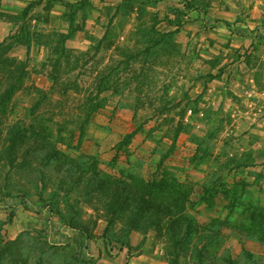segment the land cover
<instances>
[{
    "label": "rangeland",
    "instance_id": "rangeland-1",
    "mask_svg": "<svg viewBox=\"0 0 264 264\" xmlns=\"http://www.w3.org/2000/svg\"><path fill=\"white\" fill-rule=\"evenodd\" d=\"M0 15V264H264V0ZM106 28L97 59L64 43ZM30 37L54 84L9 59Z\"/></svg>",
    "mask_w": 264,
    "mask_h": 264
},
{
    "label": "crops",
    "instance_id": "crops-1",
    "mask_svg": "<svg viewBox=\"0 0 264 264\" xmlns=\"http://www.w3.org/2000/svg\"><path fill=\"white\" fill-rule=\"evenodd\" d=\"M45 2L44 1H36L34 3L31 4L30 7V15L35 12V9L37 8H45ZM3 18L2 15H0V26L2 24ZM34 21L37 22V19L34 18ZM5 23V22H4ZM7 23V22H6ZM9 25L6 33L3 36H0V48H3L5 46H7L12 40L19 38V35L17 33L14 32V25L13 23L8 24ZM107 30V28H106ZM100 43L97 42V38L94 37L92 34L87 33V32H77L75 34L70 35L69 37H67V39L65 40V45L67 48H74L75 44L77 43H81V44H86V46L93 51V59H97L98 58V47L100 49H104L107 48L108 46L111 47L110 43L108 42V30L106 31V33L103 35V37H101ZM100 44V45H99ZM20 49L23 51V61L27 64L26 67V73L27 74H31L33 75V77L39 78V79H45L48 80L49 82H53V84L55 83V80L53 79L52 76V64L51 61L49 60V56L45 55V51L44 45H41L37 39H33L30 37L29 40H25L24 42H17L15 48L11 47L9 49V53L11 55V57H9V59L13 60V52L16 51V49ZM9 55V54H7ZM9 55V56H10ZM92 58V57H91ZM95 63L94 60H91L90 64ZM108 66V65H106ZM108 69V68H107ZM114 69L109 68V71L112 72ZM254 93L252 91H250L249 95H253ZM257 91H256V95H257ZM255 101V100H254ZM253 104H257V102L255 101ZM120 137V136H119ZM254 165V164H253ZM264 166V165H262ZM251 167V166H250ZM127 255L126 251H122L121 256L123 255Z\"/></svg>",
    "mask_w": 264,
    "mask_h": 264
},
{
    "label": "trees",
    "instance_id": "trees-1",
    "mask_svg": "<svg viewBox=\"0 0 264 264\" xmlns=\"http://www.w3.org/2000/svg\"><path fill=\"white\" fill-rule=\"evenodd\" d=\"M11 89H10V91H9V93L11 94V93H13L14 92V90H15V87L14 86H12V87H10ZM12 95V94H11ZM133 135H134V132L133 133H131V134H129L124 140H122L121 141V144H124L126 141H129L132 137H133ZM145 193V192H144ZM187 198V197H186ZM186 200V199H185ZM182 212H183V210H182ZM175 216V214H173L171 211H167V213H166V218H168V217H174ZM136 228V227H135ZM88 239H90L89 237H88ZM129 248V247H128ZM129 250H130V248H129Z\"/></svg>",
    "mask_w": 264,
    "mask_h": 264
}]
</instances>
